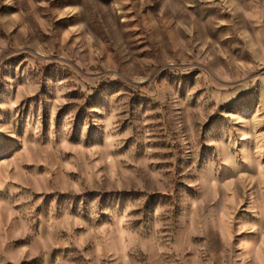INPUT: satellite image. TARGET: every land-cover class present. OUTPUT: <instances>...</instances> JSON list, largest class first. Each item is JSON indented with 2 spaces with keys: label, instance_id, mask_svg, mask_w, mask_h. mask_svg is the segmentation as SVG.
<instances>
[{
  "label": "rangeland",
  "instance_id": "374dc122",
  "mask_svg": "<svg viewBox=\"0 0 264 264\" xmlns=\"http://www.w3.org/2000/svg\"><path fill=\"white\" fill-rule=\"evenodd\" d=\"M0 264H264V0H0Z\"/></svg>",
  "mask_w": 264,
  "mask_h": 264
},
{
  "label": "trees",
  "instance_id": "16d2710c",
  "mask_svg": "<svg viewBox=\"0 0 264 264\" xmlns=\"http://www.w3.org/2000/svg\"><path fill=\"white\" fill-rule=\"evenodd\" d=\"M6 59H7V58H6ZM6 59H5V60H6Z\"/></svg>",
  "mask_w": 264,
  "mask_h": 264
}]
</instances>
